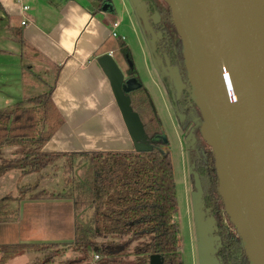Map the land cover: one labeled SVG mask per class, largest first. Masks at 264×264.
Segmentation results:
<instances>
[{"label":"trees","instance_id":"16d2710c","mask_svg":"<svg viewBox=\"0 0 264 264\" xmlns=\"http://www.w3.org/2000/svg\"><path fill=\"white\" fill-rule=\"evenodd\" d=\"M142 1L149 15L157 13L160 18L156 26L151 24L156 33L162 34L155 40V50L150 45L152 52L156 55L162 47L170 60L183 65V44L169 3ZM141 27L150 40V33L142 24ZM15 34L19 46L24 45L21 31L16 29ZM115 49L127 63L126 77L135 78L139 84L126 94L141 119L149 147L126 151H44V145L64 122L52 100V85L8 108H0V179L10 171H17L20 177L39 173L60 158L65 159L68 172L74 166L83 167L81 176L72 178L64 190L40 188V176L32 184L19 186L15 195L8 192L0 197V223L16 221L18 205L23 200H71L74 213L72 241L0 244V264L25 252L40 254L29 264H54L69 251L78 253V257L62 260L65 262L60 264H89L95 255L99 258L93 264H148L151 254L161 255L163 264H183L178 226L173 221L177 210L176 185L168 143L161 136L163 126L148 89L141 83L135 66L129 64L133 58L129 46L124 39L116 37ZM50 69L54 77L56 69L53 66ZM159 72L174 110L185 114L188 111L185 98L194 104L190 90L177 100L169 78L161 69ZM201 139L195 143L202 141L205 149L190 148L188 157L203 205L215 219L219 234L216 254L221 264H250L240 234L230 221L218 191L213 148ZM13 147L15 149L6 156L4 149ZM11 202L17 206L10 208Z\"/></svg>","mask_w":264,"mask_h":264},{"label":"water","instance_id":"95a60500","mask_svg":"<svg viewBox=\"0 0 264 264\" xmlns=\"http://www.w3.org/2000/svg\"><path fill=\"white\" fill-rule=\"evenodd\" d=\"M165 1L182 40L191 99L203 116L201 135L214 151L225 211L250 264H264V50L256 1ZM131 2L155 50L160 33L154 32L150 19L156 24L159 15H149L142 0ZM97 62L132 141L146 140L126 94L139 84L126 79L110 52ZM165 62L162 71L178 99L185 84L178 67ZM148 264H163V257L151 254Z\"/></svg>","mask_w":264,"mask_h":264},{"label":"crops","instance_id":"0c3cea01","mask_svg":"<svg viewBox=\"0 0 264 264\" xmlns=\"http://www.w3.org/2000/svg\"><path fill=\"white\" fill-rule=\"evenodd\" d=\"M90 8L83 0H0V102L10 107L24 89L16 71L8 72L9 59L18 51L15 48L19 47L24 54L27 51L29 57L33 54L32 60L47 65L45 71L52 66L56 69L48 85L53 87L52 100L64 122L44 145V151L134 150L109 81L97 62L104 53L115 55L116 37L111 32L117 20L110 25L108 13L103 12L100 5L94 13ZM16 29L22 33V46H19ZM9 74L15 77L10 79ZM37 201L70 203L69 200L21 201L17 220L11 222L20 235L16 241H6L5 233H0V244L41 241L31 219L24 217L23 208L25 203ZM19 255L25 258L13 263L17 255L5 264H29L39 257V253L34 252Z\"/></svg>","mask_w":264,"mask_h":264},{"label":"rangeland","instance_id":"374dc122","mask_svg":"<svg viewBox=\"0 0 264 264\" xmlns=\"http://www.w3.org/2000/svg\"><path fill=\"white\" fill-rule=\"evenodd\" d=\"M83 2L90 5L91 13L97 12L98 1L83 0ZM101 8L103 12L108 13L107 21L110 25L113 20L120 22V27L116 28V32L120 36L124 35V41L131 50L133 58L129 64L135 66L141 83L148 89L163 126V135L170 150L176 185L177 210L173 216V221L178 226V242L182 262L183 264H221L216 254L219 234L216 231L215 219L203 205L197 177L192 171L188 157L190 148H198L200 146L202 150L205 149L202 141H198L199 144L201 143L200 145L195 143L197 139L203 138L200 130L203 122L202 113L198 109L199 107L192 102L189 103L188 111L185 114L174 110L171 106L161 84V79L158 76V62L155 60L154 53L151 50V39L149 40L142 30L141 22L136 16L135 7L131 0H104ZM15 49H18V51L13 55V59H9L8 66L10 71L8 72L15 73L16 71L15 75L19 76L23 83L24 89L15 100L19 101L26 96L44 91L50 84L49 81L53 72L48 67L47 72L49 74H46L45 66L47 65L36 59L32 60L33 54L30 53L29 57L27 51L24 54L19 47ZM114 58L124 72L127 63L122 60L117 51ZM29 65L33 67L29 68ZM6 66L5 68L8 69L9 67ZM20 70H22V73ZM7 77L11 79L15 76L9 74ZM131 80L137 83L135 78H131ZM5 105L4 102H0V108H6ZM132 144L134 149H146L149 147L146 140H141L137 143L133 142ZM11 152L4 151V154L9 156ZM64 160V158H60L41 172L27 174L22 177L19 176L17 171H10L0 179V197L8 192H12L15 195L19 186L32 184L37 179L39 180L40 176H42L39 182L40 188L49 191L64 190L68 187L72 178H79L83 172V167L81 166H74L73 170L68 172L67 166H64ZM69 202L60 204L37 201L24 204V217L27 220L31 219L33 222L32 227L36 229L38 239L41 240L36 243H68L72 241L74 235V213L71 200ZM10 206V208H13L17 205L15 202H11ZM19 208L20 204L18 205ZM0 233H5L4 239L6 241H16L20 235L19 230L13 223L0 225ZM77 257L78 253L69 251L66 255L58 257L54 264L64 263L65 261L62 260H73ZM24 258V255H18L13 263L19 262ZM94 261L96 260H94L93 256L89 264H93Z\"/></svg>","mask_w":264,"mask_h":264},{"label":"flooded vegetation","instance_id":"af4514ba","mask_svg":"<svg viewBox=\"0 0 264 264\" xmlns=\"http://www.w3.org/2000/svg\"><path fill=\"white\" fill-rule=\"evenodd\" d=\"M99 2V5L101 6L102 5V3L104 2V0H99L98 1ZM154 14V13H153ZM153 14H150V15H153ZM160 22V18H159V20H158V22L156 23V24H153V22H152V20L150 19V23L151 24H153V25H157L158 23ZM155 32V31H154ZM156 33V32H155ZM158 33H160V32H158ZM157 34V33H156ZM161 37H162V34L160 35ZM159 35H157V37H160ZM155 47H156V45H155ZM154 57H155V60H157V62H158V68H159V70L161 69V72H163L162 71V66H165L166 65V59H168V61H169V65L170 66H177L178 67V69H179V73H180V76H181V79H182V81H183V83L185 84V87L182 89V91H181V94H180V97L177 99V100H179V99H182L183 98V96H184V93H185V91L186 90H190V85H189V81H188V76H187V69H186V67H185V64L183 63V65H180L178 62H174V60L173 59H169L168 58V55H167V53L163 50V48L161 47V52H158L156 55H154ZM158 70V71H159ZM159 78L161 79V84H162V86H163V88H164V90H165V86H164V81H163V79H162V75L160 76V72H159ZM125 77H126V75H125ZM126 79H128L127 77H126ZM165 93H166V90H165ZM167 94V93H166ZM175 95H176V93H175ZM168 96V95H167ZM176 97V96H175ZM169 98V97H168ZM169 102H170V104H171V106L173 107V105H172V103H171V101H170V99H169ZM184 102L186 103L185 105L187 106V107H189V103H190V101L188 102L187 101V99L185 98V100H184ZM185 106V107H186ZM185 107H183V108H185ZM174 108V107H173ZM183 108H181L182 110H183ZM209 212V211H208Z\"/></svg>","mask_w":264,"mask_h":264},{"label":"bare ground","instance_id":"6f19581e","mask_svg":"<svg viewBox=\"0 0 264 264\" xmlns=\"http://www.w3.org/2000/svg\"><path fill=\"white\" fill-rule=\"evenodd\" d=\"M259 17V31L261 36V44L264 50V0H255Z\"/></svg>","mask_w":264,"mask_h":264},{"label":"built area","instance_id":"2783aa9c","mask_svg":"<svg viewBox=\"0 0 264 264\" xmlns=\"http://www.w3.org/2000/svg\"><path fill=\"white\" fill-rule=\"evenodd\" d=\"M25 8H28L27 6H25ZM22 24L24 25L25 23L24 22H22ZM113 31L111 32V35L113 36V37H120V38H122V39H124V36H120L117 32H116V28L119 26V23L116 21V22H113ZM111 53V52H110ZM99 257H98V255H95L94 256V260H97Z\"/></svg>","mask_w":264,"mask_h":264}]
</instances>
